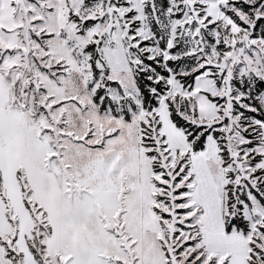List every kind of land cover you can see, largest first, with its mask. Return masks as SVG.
Returning <instances> with one entry per match:
<instances>
[{"label": "snow or ice", "instance_id": "snow-or-ice-1", "mask_svg": "<svg viewBox=\"0 0 264 264\" xmlns=\"http://www.w3.org/2000/svg\"><path fill=\"white\" fill-rule=\"evenodd\" d=\"M0 264H264V0H0Z\"/></svg>", "mask_w": 264, "mask_h": 264}]
</instances>
